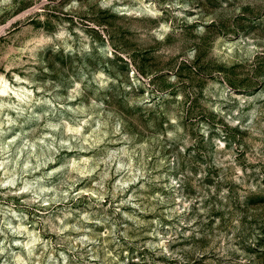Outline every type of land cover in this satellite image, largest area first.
<instances>
[{
	"label": "clouds",
	"instance_id": "clouds-1",
	"mask_svg": "<svg viewBox=\"0 0 264 264\" xmlns=\"http://www.w3.org/2000/svg\"><path fill=\"white\" fill-rule=\"evenodd\" d=\"M0 264H264V0H0Z\"/></svg>",
	"mask_w": 264,
	"mask_h": 264
}]
</instances>
